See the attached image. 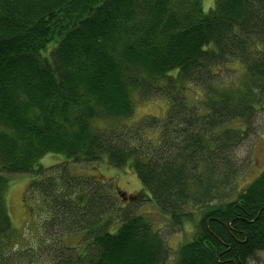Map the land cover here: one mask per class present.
Segmentation results:
<instances>
[{
    "label": "trees",
    "instance_id": "obj_1",
    "mask_svg": "<svg viewBox=\"0 0 264 264\" xmlns=\"http://www.w3.org/2000/svg\"><path fill=\"white\" fill-rule=\"evenodd\" d=\"M229 64L243 68V79L223 86L216 70ZM192 87L202 101L189 103ZM134 95L170 104L164 121L141 120L135 130L160 128L151 155L93 130L94 121L131 117ZM261 109L264 0H214L208 12L204 0H0V264H24L13 252L23 235L7 193L11 179L29 174L30 189L53 195L65 235H82L80 246L53 249L51 264L170 262L153 221L117 208L100 186L84 194L46 186L41 160L50 154L66 164L130 167L144 189L138 200L166 218L169 234L195 226L174 264L256 260L264 172L234 201L227 196L241 169L235 151Z\"/></svg>",
    "mask_w": 264,
    "mask_h": 264
},
{
    "label": "rangeland",
    "instance_id": "obj_2",
    "mask_svg": "<svg viewBox=\"0 0 264 264\" xmlns=\"http://www.w3.org/2000/svg\"><path fill=\"white\" fill-rule=\"evenodd\" d=\"M213 4L214 0H204V11L208 12ZM216 72L218 73L220 84L228 86L233 82H241L244 70L239 64H229L226 67L217 69ZM194 89V95L189 91H185L189 103L194 101L195 98H200V101L203 100L198 95V93H201V89L192 87V91ZM133 100L134 110L131 117L94 121L93 130L122 135L121 137L127 140L128 144L131 145L133 142L139 145L145 156L151 155L154 147L158 145L160 128L138 129V132L135 130L141 120L157 118L160 121H164L169 112L170 104L162 98L141 101L138 100L136 95L133 96ZM253 127L255 129L254 133L248 135L249 137L235 151L241 169L237 180L233 182L229 190V195L227 196L229 201H234L240 192L264 172V109L259 110ZM41 163L46 169H44L45 172L40 177V180L46 186H48L47 183L52 182L59 185L56 189L59 192L73 194L77 190H80V193L89 191L91 185H98L106 196H109V198L111 196L110 200L115 203L117 208L126 210L131 214H143L151 219L155 229L161 231L171 248L169 264H174L176 253L180 246L191 241L194 236L195 226L189 222L177 228L175 233L169 234L172 228L168 225L169 222L166 218L164 219L160 216L145 197V202L138 200L144 189L130 167H126V171L121 172L112 169L107 164L98 166L82 162L66 164L63 158L52 154L43 158ZM35 175L29 174L24 177L11 179L8 188V208L13 227L23 235V242L20 239L19 246L16 245L13 252L22 255L24 264H51L50 260L54 257L53 249L64 246L69 248L80 246L82 235L74 237H70L69 234L65 235L66 225L59 224L58 219L54 220L52 216L55 204L53 198H51L53 195H49L51 192L48 191L47 193L45 192L46 195H42V186L30 189V182ZM51 178L57 179V182ZM86 179L88 181L84 182ZM66 183H71V187L66 185L71 190H64ZM35 184H38V181ZM121 193L125 194L128 199L121 198ZM131 196L137 198L130 199ZM120 221L121 219L116 217L112 224L116 225ZM249 264H264V252L257 253L256 260H250Z\"/></svg>",
    "mask_w": 264,
    "mask_h": 264
},
{
    "label": "water",
    "instance_id": "obj_3",
    "mask_svg": "<svg viewBox=\"0 0 264 264\" xmlns=\"http://www.w3.org/2000/svg\"><path fill=\"white\" fill-rule=\"evenodd\" d=\"M121 196L123 199H125V200L127 199L126 195L122 194Z\"/></svg>",
    "mask_w": 264,
    "mask_h": 264
},
{
    "label": "bare ground",
    "instance_id": "obj_4",
    "mask_svg": "<svg viewBox=\"0 0 264 264\" xmlns=\"http://www.w3.org/2000/svg\"><path fill=\"white\" fill-rule=\"evenodd\" d=\"M136 198H137V197H136ZM136 198H134V196H131V197H130V199H136Z\"/></svg>",
    "mask_w": 264,
    "mask_h": 264
},
{
    "label": "flooded vegetation",
    "instance_id": "obj_5",
    "mask_svg": "<svg viewBox=\"0 0 264 264\" xmlns=\"http://www.w3.org/2000/svg\"><path fill=\"white\" fill-rule=\"evenodd\" d=\"M128 198V197H127Z\"/></svg>",
    "mask_w": 264,
    "mask_h": 264
}]
</instances>
